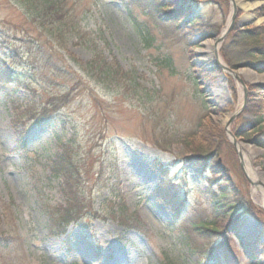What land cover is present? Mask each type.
<instances>
[{
  "label": "rangeland",
  "instance_id": "1",
  "mask_svg": "<svg viewBox=\"0 0 264 264\" xmlns=\"http://www.w3.org/2000/svg\"><path fill=\"white\" fill-rule=\"evenodd\" d=\"M67 3V19L76 29L54 38L43 34V20L29 15L23 1L0 0V43L6 36L8 44L20 47L31 39L40 50L0 59V67L12 72L0 78V264L264 262V221L250 214L235 222L230 250L219 237L191 244V218L208 219L214 201L231 198L220 197L218 180L208 184L207 165L187 160L193 156L192 142L210 143L200 121L209 132L223 133L221 161L241 194L264 211V191L251 179L237 148L240 142L257 149L251 163L264 172V148L253 140H264V71L249 64L231 67L223 56L224 41L219 42L235 26L264 30V0H229L226 14L206 0L196 8L200 19L193 22V14L186 13L166 23L151 16L141 0ZM203 24L221 25L220 34L202 39L208 30ZM144 27L149 43L138 31ZM215 40L217 49L211 46ZM94 58L134 76L140 86L132 92L137 93L121 94L114 80H102L100 68L88 69ZM240 70L248 74H237ZM64 96L67 104L57 100ZM53 102L56 112L49 121L37 125L28 119L31 106L41 109ZM258 115L261 131L252 123L254 131L246 127L240 136L233 133L234 126L248 125ZM162 130L170 137L196 134L187 143L175 137L164 150L151 141ZM66 143L86 166L80 188L92 212L70 223L64 234L54 227L51 213L52 207L66 206L67 197L63 178L55 177L50 165ZM102 162L114 167L99 185ZM162 179L170 188L163 194L158 190ZM207 243L217 249V259L203 250Z\"/></svg>",
  "mask_w": 264,
  "mask_h": 264
},
{
  "label": "trees",
  "instance_id": "2",
  "mask_svg": "<svg viewBox=\"0 0 264 264\" xmlns=\"http://www.w3.org/2000/svg\"><path fill=\"white\" fill-rule=\"evenodd\" d=\"M23 1V4L28 8L29 15L32 17L37 15L40 19L43 20L42 29L43 34H48L50 37L57 38L59 35L65 37V33H71V30L76 29V24L68 21L67 17L70 14V9L67 6L68 0H20ZM144 5L150 10L151 16L155 17L157 20H161L162 23L174 21L178 22L184 14L189 13L193 14L191 20L194 22L195 20L200 19L201 17L197 14V5L206 2V0H141ZM208 1V0H207ZM219 4L222 9L225 11L228 9L229 0H212ZM264 15V8L262 11ZM34 17L32 19H35ZM69 24V26H68ZM183 26V24H181ZM180 24H176L175 27L177 30H183ZM203 26H206L203 24ZM208 29L207 33L202 37L211 38L216 37L221 32V25L210 24L206 26ZM77 33L79 35V27L77 28ZM46 31V32H45ZM140 35L142 36L145 42L149 43L148 32L149 30L144 27V29H138ZM75 35V31L73 32ZM264 34V30L261 29H246L242 30L238 26H235L230 33L226 36L224 40V45L222 48L224 59L228 62V64L237 68L239 64H249L253 68L259 71H264V42H262V35ZM0 36L2 38L3 33L0 32ZM77 36V35H76ZM80 37V36H79ZM32 38V37H30ZM25 40V39H23ZM26 46H16L15 43L13 45L8 44L7 37H3L0 43V59L5 56H9L11 58H22L25 51H29L30 54L36 55L40 51L39 44L33 42L31 39H27ZM86 45L93 50L97 47V44L94 46L91 43ZM37 49H34L36 48ZM23 48V51H22ZM25 50V51H24ZM5 59V58H4ZM104 60L100 58H94L91 62H89L90 66L88 69L93 70V68L101 69V78L105 80L106 83L115 82L114 87L118 89V91L125 94H131L135 88H139L140 84L135 82L134 76L130 73L122 70L121 67H117L116 70L109 65V63L101 65ZM88 64V66H89ZM103 74V76H102ZM12 75L11 71H7L0 67V78L7 76L10 78ZM16 82V81H15ZM138 85V86H137ZM137 93V92H135ZM66 96L61 100L62 104H67ZM53 100V99H52ZM51 100V102H52ZM54 102L52 105L45 104L41 109L29 108L30 117L28 119H32L34 123L37 125L43 124L45 121H49L50 118L55 114V109H52ZM251 110V108H250ZM255 112V110H252ZM259 111V110H258ZM257 111V112H258ZM256 112V113H257ZM254 123L256 126L254 129L262 130L261 125V116H257L254 122H250L246 125V121H242L239 125L233 127V133L236 136H240L242 132L245 131L247 127L248 132L254 131L251 128L250 124ZM199 126L201 128L204 127L205 133L209 136L210 143H202L199 146L194 145L192 142L191 151L193 156L187 158L188 161L193 164H203V166L208 167L210 176L208 178V184L212 185L214 182L218 180L220 185V190L223 195H229V201H214L212 207L208 211L207 218H201L202 215H197L196 217L191 218V225L189 226L190 232L193 233V237H189L190 241L193 242L191 244H195L199 242V240H211L214 237H219V242L221 246L225 247V250H230L228 242L230 240V232L235 227V222L239 220V218L244 214H250L257 219L264 221V211L258 205L254 203V201L250 198L249 195L245 194L244 196L241 194L242 191L238 187L237 184L232 179L230 170L225 166V163L221 161V151L223 140L220 138L223 136V133H218L215 131L209 132L207 125L202 121L199 122ZM163 131V132H162ZM160 131L158 135H153L151 141L154 146L157 148H161L164 150H169L172 142H174V138L176 137V141H184L187 143V139L194 137L196 133L187 134L184 137H177L174 135L173 137L168 136L164 130ZM216 135L219 136L220 140L216 143L211 142L212 138ZM255 143L264 148V140L259 138L253 139ZM225 142L228 145L225 147L229 148L231 152H233V146L229 144L226 140ZM207 144V145H205ZM64 147L63 152L54 156L51 159L50 169L55 177L63 178V190L64 194L67 197L66 206L58 205L56 207H52V221L55 228L58 230H62L65 234V230H67V226L72 222L81 221L86 215H89V212H92V207L89 204L85 203V199L88 194L81 191V180L84 176H86V166L81 161H78L73 156V149L68 147V143L62 144ZM159 164V162H158ZM112 169L108 166V164L102 162L97 171V180L98 184L102 185L104 181H106V175L113 172V164H111ZM84 168V169H83ZM162 169V168H161ZM166 172V169L165 171ZM164 191H161V190ZM159 192L166 193L170 191L168 183L165 179L160 181ZM214 194V192H212ZM183 205H181L182 207ZM89 209V210H88ZM181 210V208H180ZM182 211V210H181ZM189 232V233H190ZM211 243H207L206 246L202 245L203 250L209 255V258L215 260L218 258V253L216 252V248L211 246ZM197 246V243H196ZM231 255V254H230ZM264 258V244H263V252ZM232 256V255H231ZM234 260V256H232ZM253 260V259H252ZM253 264H264L261 260L252 261Z\"/></svg>",
  "mask_w": 264,
  "mask_h": 264
},
{
  "label": "bare ground",
  "instance_id": "3",
  "mask_svg": "<svg viewBox=\"0 0 264 264\" xmlns=\"http://www.w3.org/2000/svg\"><path fill=\"white\" fill-rule=\"evenodd\" d=\"M212 48L217 49L219 46L218 40L211 43ZM237 74H248L247 70H240ZM237 148L243 153V159L246 166V170L250 175L251 179L264 191V172L257 167H253L251 163V156L258 154L257 149L254 147L243 145L238 142ZM250 148V149H248Z\"/></svg>",
  "mask_w": 264,
  "mask_h": 264
},
{
  "label": "water",
  "instance_id": "4",
  "mask_svg": "<svg viewBox=\"0 0 264 264\" xmlns=\"http://www.w3.org/2000/svg\"><path fill=\"white\" fill-rule=\"evenodd\" d=\"M229 30H230V28L222 34V36L219 38V42L224 41V38H225V36H226V34H227V32H228ZM239 153H240V152H239ZM240 155H241V154H240Z\"/></svg>",
  "mask_w": 264,
  "mask_h": 264
}]
</instances>
